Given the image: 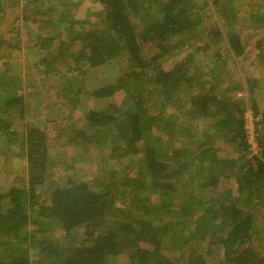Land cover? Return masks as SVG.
Wrapping results in <instances>:
<instances>
[{"label": "trees", "instance_id": "obj_1", "mask_svg": "<svg viewBox=\"0 0 264 264\" xmlns=\"http://www.w3.org/2000/svg\"><path fill=\"white\" fill-rule=\"evenodd\" d=\"M6 1L19 2L0 0V8ZM97 1L103 5V14L98 12L94 26L102 24L77 34L87 18L76 22L69 27L76 30L69 32L66 43H82L70 66L86 65L87 71L75 69L68 82L58 84L53 77L49 83L65 97L77 95L81 85L88 84L91 70L113 63L121 66L113 81L91 87L95 106L83 113L82 123L69 139L92 145L101 155H105L101 149L112 144L109 154L106 151L109 159L120 162L122 157L140 155L141 167L133 176L113 165L104 167L93 181L70 177L65 184L52 186L48 136L54 134L55 126L53 129L51 121L47 127L31 125L16 140L27 162L28 185L0 189V264H264V251L255 243L264 238V222L258 218L264 210V110L259 114L255 97L250 95L261 83L246 78L250 96L240 99L229 85L233 74H240L236 67L224 79L227 85L222 91L216 90L220 81L214 78L225 75L222 69H228V58L241 56L247 49L241 32L206 24L208 8L216 6L219 12L223 0ZM34 3L37 1L26 0L25 6ZM39 18L23 16L27 26L42 22ZM208 28V36L198 44V35ZM257 30L259 34L251 41L264 66V29L258 26ZM53 33L48 32L50 37ZM51 40L43 38L40 49H46ZM19 41L18 34L0 40L7 49L0 55L4 60L0 131H10L13 122L31 114L30 110L26 114L24 98L16 93L22 82V74L13 70V52L22 50ZM220 45L226 50L224 56ZM152 46L155 50L148 57L145 49ZM207 48L214 49L215 55L216 49L220 51L210 72L199 67L195 56L198 49ZM183 51L186 54L181 58L171 59ZM169 59L173 63L167 68ZM37 61L51 63L44 58ZM26 64L32 75L43 63ZM78 73L85 74L79 84ZM119 94L128 103L123 101V108L114 101ZM169 107L168 115L165 110ZM246 109L261 115L256 128L258 154L250 151ZM36 115L46 119L43 112ZM203 119L208 122L206 133L199 125ZM159 128L164 129L162 136H154L153 130ZM197 128L203 130L201 135ZM179 135L186 137L185 145L169 143L173 136L179 140ZM12 139L5 141V147ZM62 165L72 167L68 162ZM223 177L237 181V196L221 188ZM44 190L49 194L48 203L37 198ZM174 198L182 200L179 208L173 206ZM108 217L117 220L104 228ZM52 225L61 230L60 240L40 236ZM28 226L35 228L29 230ZM124 254L125 259L118 262Z\"/></svg>", "mask_w": 264, "mask_h": 264}, {"label": "rangeland", "instance_id": "obj_2", "mask_svg": "<svg viewBox=\"0 0 264 264\" xmlns=\"http://www.w3.org/2000/svg\"><path fill=\"white\" fill-rule=\"evenodd\" d=\"M36 1L37 3L29 6H25L26 0H19L17 4L13 1H6L0 8V15L5 18L4 21L3 19L2 21L0 20V40L1 38H6L7 36L15 38L16 34H18L21 39L19 43L22 50L17 49L13 52V70L22 74L21 86L16 93L19 95L21 94L24 98L25 107L28 110L26 111V114L29 113V110L31 111V114H34L33 116L29 114L27 117L25 116L24 118H20L13 122L12 126L9 127L10 131H0V189L5 186L27 187V162L26 159L22 157L23 155L21 153L23 152V149L20 145L16 144L18 143L16 140L20 141L18 136H21L23 132H28V128L31 125L35 124L47 127L49 125V121H51L53 129L55 126V130H53L54 134L49 135V132L47 131V134L49 135L48 154L51 164L48 171L51 176L49 182L52 181V186L65 184L67 181L66 179L70 177L74 180H83L88 182L91 180L93 181L94 177L104 172V167L110 168L113 165L118 169L121 168L122 171L128 173L129 175L135 176L141 167L139 164L140 155H128L126 157H122L120 162H118L117 159H109V156L106 153V151H108L109 154L112 144H108L106 146L107 149L105 150L101 149L105 152V155H101L98 149L94 146L81 144L76 140H72L71 138L69 139V136H74L73 133L76 126L82 123L83 113H86L91 106H95V99L91 97V87L106 81H113L117 78V76H119L121 66L119 67L117 63H113L106 65V67L102 66L96 68L95 70H91L90 72H93V75L89 76L91 78L88 79V84L83 83L77 95L68 94L69 98L62 95L59 89L51 87L52 83H49V80L53 77L57 79L58 84L68 82L69 76L74 73L73 70L75 69L77 72L80 69H82V71H87L86 65L78 64L75 67L70 66L74 58L78 56L77 54L73 55V53L77 52L81 48L82 43L79 40H76L73 44L71 43V45L66 44L69 42L67 40H70L69 32L76 30L74 28L71 30L69 27L71 25L76 26V22L87 18L83 28L76 30L77 34L91 29H98L102 22L97 24L96 27L94 25L95 21L98 20L97 18L100 17L98 14H103V5L97 0ZM219 7V12H217L218 8H216V6L208 8L209 10L206 24L211 25V28H215V26L212 25L216 23L219 28L223 29V31L235 29L236 31L241 32L247 41V49L241 56H232V58L227 57L229 62L228 69H222V73L226 76L220 74L214 78L219 79L220 81L216 90L222 91L224 86L227 85L225 80L227 81L232 75L231 72H236L234 69L237 67L240 74H233V81H231V84L229 83V85L233 87L235 92L240 96V99L241 97L247 98L249 94L247 93L248 89L246 87V78H250V76L257 78V81L261 83L259 87L260 89H255L253 94L250 95L255 97V108L258 110L259 114H261L264 110V66L261 58L259 57L258 48L251 40L259 34L257 30L258 26L259 29H264V0H223L221 1V6ZM24 15L39 16L40 18L38 20L43 21H36L34 24L27 26V21L23 20ZM146 16L148 17V14ZM90 18L91 21L89 22ZM256 23H258V25ZM42 24L44 27H38ZM100 27L104 28L105 25L103 24ZM209 28L198 35V44H201L203 40L202 38L208 36L207 31ZM48 32H54L53 36L50 37ZM43 38H52L46 49H40L39 46V42ZM62 41L66 42L62 43ZM223 43L224 42H221L220 44L222 45ZM198 44H195L196 48H199ZM221 45L218 46L219 48L221 47V52L216 49V55L214 54L215 51L212 48L203 50L198 49L195 52L196 60H200L199 67L203 68L205 72L207 70L210 72L213 60L217 58V52H220L222 56H224L226 50ZM4 46L5 45L2 46V43L0 42V55L4 53V50H7ZM154 50L155 46L145 49L146 56L149 57L152 55ZM41 51H43V55L40 54ZM184 54H186V51L175 55L171 59L175 60L181 58ZM41 58H44V61H51V63L49 62L47 64L44 62H38L37 60H40ZM3 61L4 60L0 57V69L4 66ZM26 62H29L28 65L32 63H43L41 64V67L38 68L40 72H37V69H35L32 70L33 74L30 75L25 66L27 65ZM172 63L173 60L169 59L166 67L169 68ZM44 69L51 70L44 73ZM50 72L52 73L48 74ZM95 72H97L96 75ZM218 73L219 72H216V75ZM84 77L85 74H79L77 77L78 84ZM78 84H75L76 87ZM237 86L241 87L235 88ZM225 90L226 88L223 91ZM1 93H3V91ZM10 94L12 95V93ZM125 100L126 99L122 94L114 97L115 103L120 106L123 105V101L125 102V105L128 104ZM125 105H123L122 108L125 107ZM182 108L184 107H181V109ZM181 109L179 111L180 115H182ZM168 110L171 112V107L165 110L166 114L169 115ZM246 110H244V119H246L245 126L249 136L250 151L252 154H258L261 148L256 138L258 136L256 128L261 115H255L252 109ZM37 112H43L46 119L44 120L39 116L37 117ZM199 125L204 126L205 133L209 129L208 122L204 119L203 121H199ZM182 128H184V126ZM159 129L160 130H153L154 136H162L164 129ZM197 129L201 135L203 130L200 128ZM58 131L60 132L58 133ZM12 132H16L17 136H13ZM11 136L13 138V142L11 143L12 146L10 145L9 147H5V141H9L8 138ZM164 136L168 138V135L164 134ZM179 136V140L176 136H173L169 143H173L177 146H180V144L185 145V142H187L186 137L181 135ZM193 137H196V134H194ZM65 141L68 142L67 146L62 144V142ZM216 142L221 143L219 139H217ZM155 143L158 144L159 142ZM4 147L8 151L7 153H4V150L2 149ZM220 154L225 155V153ZM65 162L70 163L72 167L66 168L62 165V163ZM221 181V188L223 190L227 189L230 191L232 197L238 195V183L235 181L234 177H223L221 178ZM47 197L49 198V194H47L45 190L44 192L40 191L37 195L40 202L44 199V203H48ZM151 198L154 200L156 199V196L152 195ZM123 199L127 198L123 197ZM174 200L175 203L173 206L175 208H179L182 204V200H179V198H174ZM259 215L260 216H258V218L264 222V210ZM167 216L168 215H165V217ZM116 220L117 217H108L104 228H109ZM34 228L35 226H28L29 230ZM61 233L62 232L59 230L57 225H52L49 228L46 227L40 236H44L45 238H57L60 240ZM262 236H264V228ZM62 241L64 242L63 239ZM255 243L258 244V248L260 250L264 251V238ZM203 245L206 246V243ZM124 257L125 254L120 256L118 262L125 259ZM207 259L212 262L209 256ZM213 259L216 260L217 256L214 255Z\"/></svg>", "mask_w": 264, "mask_h": 264}, {"label": "built area", "instance_id": "obj_3", "mask_svg": "<svg viewBox=\"0 0 264 264\" xmlns=\"http://www.w3.org/2000/svg\"><path fill=\"white\" fill-rule=\"evenodd\" d=\"M249 110V109H248ZM247 111V110H246ZM254 113V112H253ZM245 122H246V119H245ZM249 137V136H248Z\"/></svg>", "mask_w": 264, "mask_h": 264}]
</instances>
